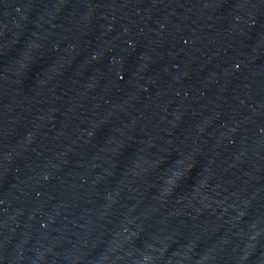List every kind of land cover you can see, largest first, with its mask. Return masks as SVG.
<instances>
[{
  "label": "water",
  "instance_id": "1",
  "mask_svg": "<svg viewBox=\"0 0 264 264\" xmlns=\"http://www.w3.org/2000/svg\"><path fill=\"white\" fill-rule=\"evenodd\" d=\"M0 264H264V0H0Z\"/></svg>",
  "mask_w": 264,
  "mask_h": 264
}]
</instances>
